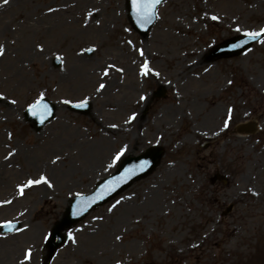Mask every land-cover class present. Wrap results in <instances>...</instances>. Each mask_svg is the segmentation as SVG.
Masks as SVG:
<instances>
[{
    "label": "rangeland",
    "instance_id": "rangeland-1",
    "mask_svg": "<svg viewBox=\"0 0 264 264\" xmlns=\"http://www.w3.org/2000/svg\"><path fill=\"white\" fill-rule=\"evenodd\" d=\"M157 14L141 36L126 0H0V225L22 226L0 227V264L29 249L26 264H264V36L210 59L264 30V0H167ZM160 86L166 96L153 99ZM41 97L56 114L38 130L24 115ZM81 101L87 115L69 109ZM252 121L258 133H237ZM153 145L165 150L158 169L46 255L70 199ZM42 177L50 187H25Z\"/></svg>",
    "mask_w": 264,
    "mask_h": 264
},
{
    "label": "snow or ice",
    "instance_id": "snow-or-ice-1",
    "mask_svg": "<svg viewBox=\"0 0 264 264\" xmlns=\"http://www.w3.org/2000/svg\"><path fill=\"white\" fill-rule=\"evenodd\" d=\"M4 3L7 4L8 0H4ZM160 3V0H133V6L135 8H137L138 10V15H141L143 17H145L146 20L150 21L153 17V15L155 14V7L156 5H158ZM213 20H216L217 17L213 16L212 17ZM237 31H239V29H237ZM246 36L249 37V39L251 40H257L258 38L264 36V30H261V32L257 33V32H252V33H245ZM0 55H3V50L0 49ZM141 55H143V52L141 51ZM150 72V69L148 68V65L145 64L143 65V75H148ZM158 75V74H157ZM100 89H103L105 87L104 84H100ZM39 103V102H38ZM65 103H70V101H65ZM87 104V101H81L79 104L75 105L76 107H85ZM32 108L37 107V105H33L31 106ZM31 110V109H30ZM45 111H47V108L45 106ZM132 119H135V116L132 117ZM227 126V125H226ZM123 153H120L119 155H122ZM119 155L117 156V159H119ZM45 183L48 184V186L50 187L51 185L49 184V182L47 181L46 178H40L38 180H30L27 182V184L25 185V187L28 186H32V185H38L40 183ZM24 188H21V194H23ZM0 227H8L9 231L12 230V224L11 222H8L4 225H0ZM70 238H71V234H69ZM32 256V252L31 249L27 250L24 253V259L20 261V264H26L27 261H30Z\"/></svg>",
    "mask_w": 264,
    "mask_h": 264
},
{
    "label": "water",
    "instance_id": "water-1",
    "mask_svg": "<svg viewBox=\"0 0 264 264\" xmlns=\"http://www.w3.org/2000/svg\"><path fill=\"white\" fill-rule=\"evenodd\" d=\"M39 108V107H37ZM125 181L126 179L125 178H118V182L121 184V185H124L125 184ZM108 184H110V182H107ZM82 200H79L75 205H73V210H74V217H78L80 213H83L84 212V208H83V205L81 204ZM71 213V209H69L66 213V217H65V220L62 222V224H60L61 226L60 227H56V232H59L60 229H62L61 227H64L65 225H71L73 223L72 221V217L70 215Z\"/></svg>",
    "mask_w": 264,
    "mask_h": 264
},
{
    "label": "bare ground",
    "instance_id": "bare-ground-1",
    "mask_svg": "<svg viewBox=\"0 0 264 264\" xmlns=\"http://www.w3.org/2000/svg\"><path fill=\"white\" fill-rule=\"evenodd\" d=\"M13 1H18V0H13ZM197 2H198V0H196ZM78 67L75 65V67L74 68H70L68 71V73L69 74H71V73H73L74 71L76 72V69H77ZM189 71H191V69L189 68V67H187V66H183L182 67V70H181V72H183V73H185V74H187V75H189ZM186 79H184V80H187V81H189L190 80V78L188 77V76H184ZM183 82H185V81H183ZM183 104H187V98H184V102H183ZM178 114V113H177ZM133 141V143L131 142V146H134V145H136L137 144V142H139L140 140H138V139H134V140H132Z\"/></svg>",
    "mask_w": 264,
    "mask_h": 264
}]
</instances>
